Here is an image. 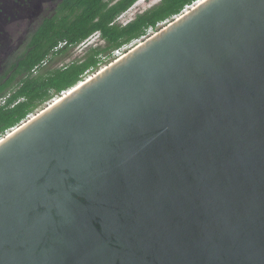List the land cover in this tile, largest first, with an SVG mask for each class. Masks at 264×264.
Listing matches in <instances>:
<instances>
[{"label": "water", "instance_id": "obj_1", "mask_svg": "<svg viewBox=\"0 0 264 264\" xmlns=\"http://www.w3.org/2000/svg\"><path fill=\"white\" fill-rule=\"evenodd\" d=\"M0 264H264V0H199L0 138Z\"/></svg>", "mask_w": 264, "mask_h": 264}, {"label": "trees", "instance_id": "obj_2", "mask_svg": "<svg viewBox=\"0 0 264 264\" xmlns=\"http://www.w3.org/2000/svg\"><path fill=\"white\" fill-rule=\"evenodd\" d=\"M137 1L63 0L57 12L33 31L28 48L7 64L0 77V100L5 98L0 103V135L84 80L103 60L111 58L113 50L139 40L198 0H159L126 23L118 22V16ZM96 32L105 44L89 47L84 56L62 66H46ZM63 42L66 45L56 50Z\"/></svg>", "mask_w": 264, "mask_h": 264}, {"label": "flooded vegetation", "instance_id": "obj_3", "mask_svg": "<svg viewBox=\"0 0 264 264\" xmlns=\"http://www.w3.org/2000/svg\"><path fill=\"white\" fill-rule=\"evenodd\" d=\"M63 0H0V77L7 64L25 52L30 36Z\"/></svg>", "mask_w": 264, "mask_h": 264}, {"label": "rangeland", "instance_id": "obj_4", "mask_svg": "<svg viewBox=\"0 0 264 264\" xmlns=\"http://www.w3.org/2000/svg\"><path fill=\"white\" fill-rule=\"evenodd\" d=\"M115 1H117V0H112V2H115ZM157 2H159V0H138L129 10L125 11L120 16H118L117 21L118 22H122V23H126L127 21L133 19L138 13L144 11L145 9H147L150 6L156 4ZM196 2H194V3H196ZM192 5L187 6L186 9H189ZM186 9H184L182 12H184ZM177 16H174L173 18H171L168 21L159 23L156 26V28L148 30V32H147V34L145 36L141 37L139 40L133 41L131 44L127 45L126 48L127 49L129 48V50L132 49L134 46L138 45L141 41L145 40L147 37L151 36L152 34L156 33L157 31H159L160 29L165 27L170 21H172ZM101 44L102 45L105 44V41L96 32L95 34H93L88 39V41L85 44H80L79 46H77L75 48H70V50L67 53H64L62 55L56 56L55 59L50 61L49 65L47 64L46 66L47 67H50V66L56 67V66H62L64 64H67L70 61H72L73 59H76L77 57L81 58L82 56H84V54L86 53V51L88 50L89 47L98 46V45H101ZM111 62H112V58L103 60V62L99 65V67L97 69H95L94 71H91L90 73L85 75L84 80L87 79L88 77L92 76L93 74H95L96 72H98L99 70H101L102 68H104L105 66L110 64ZM84 80H82V81H84ZM15 83H18V81L16 80ZM63 93H61V94H63ZM61 94L59 96H61ZM59 96H56L53 99H50L49 101H47L44 104H42L41 106H39L32 114H30L20 124H22L27 119H29L31 117V115L33 116V115L39 113L42 109H44L49 104H51L55 98L58 99ZM12 129H9L3 135H0V138L4 137L7 133L11 132Z\"/></svg>", "mask_w": 264, "mask_h": 264}, {"label": "built area", "instance_id": "obj_5", "mask_svg": "<svg viewBox=\"0 0 264 264\" xmlns=\"http://www.w3.org/2000/svg\"><path fill=\"white\" fill-rule=\"evenodd\" d=\"M198 1H199V0H198ZM97 33H98L99 36H100V32H97ZM100 37H101V36H100ZM87 41H88V39L85 40L84 42L80 43V44H85ZM80 44L74 46L73 48L79 46ZM65 45H66L65 42L61 43V44L59 45V47H58L56 50L62 48V47L65 46ZM126 46H127V45L122 46V47H119V48H117V49H115V50L112 51V55H111L112 61H114V60L120 58V57L123 56L127 51H129V48L127 49ZM62 93H63V92H62ZM0 102H1V103H4V102H5V98H2V99L0 100Z\"/></svg>", "mask_w": 264, "mask_h": 264}, {"label": "bare ground", "instance_id": "obj_6", "mask_svg": "<svg viewBox=\"0 0 264 264\" xmlns=\"http://www.w3.org/2000/svg\"><path fill=\"white\" fill-rule=\"evenodd\" d=\"M88 78H89V77H88ZM88 78H87V79H88ZM82 82H83V81H81V83H82ZM58 99H59V98H58ZM58 99H57V100H58ZM33 116H34V115H33ZM33 116L31 115V117H33ZM31 117H30V118H31ZM30 118H29V119H30Z\"/></svg>", "mask_w": 264, "mask_h": 264}]
</instances>
